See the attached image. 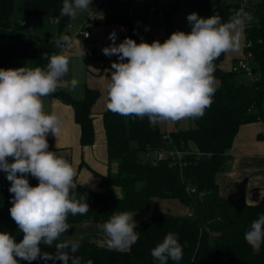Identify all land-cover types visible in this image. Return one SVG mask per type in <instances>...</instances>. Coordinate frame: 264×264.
Here are the masks:
<instances>
[{
	"label": "trees",
	"instance_id": "1",
	"mask_svg": "<svg viewBox=\"0 0 264 264\" xmlns=\"http://www.w3.org/2000/svg\"><path fill=\"white\" fill-rule=\"evenodd\" d=\"M62 4L63 0H27L25 13L34 18H58L57 25L62 33L72 21L70 17L60 16ZM106 4L114 11L108 23L131 28L129 16L120 11L126 9L127 0H107ZM13 11L14 0H0V68L23 67L28 60H34L35 67L45 68L48 63L45 55L50 57L56 50V41L14 30L11 24ZM240 11L252 16L245 28V37L252 43V65L257 73L250 78L244 72L223 70L226 52L222 53L214 61L216 91L212 103L203 116L194 118L193 128L170 132L169 142L164 139L166 133L147 116H122L108 109L104 112L108 159L110 164L117 165V169L115 172L110 169L102 177L99 190L83 186L75 177V197L79 200L86 196L89 211L76 215L69 213L67 223L92 221L101 225L117 212H151V215L137 224L139 239L127 251L81 243L75 253L81 258V264H158L151 256V250L162 243L168 233L178 234V240L184 246L179 264H264V244L259 253L254 254L244 239L251 224L264 214V197L255 205L248 204L244 197L226 198L220 195L217 182L218 173L226 168L228 153L240 128L264 120V0L250 2L246 10L240 3L218 7L212 0H192V13L205 18L219 14L221 23L230 22ZM4 38H10L13 44L2 46ZM130 38L137 43L148 39L133 31ZM88 57L98 58L94 51H90ZM53 95L72 104L76 122L81 127V144L92 145L96 137L92 108L100 92L87 88L85 97L79 101L73 100L62 89H57ZM51 138L49 133L46 137L49 151H52ZM175 147L190 151L185 157V165H173L169 160L154 163L156 150ZM10 186L11 182L0 194V232H7L20 242L23 232L9 213L14 195L9 192ZM192 189L196 191L191 193ZM162 201L191 206L194 216L162 212ZM41 251L53 253L55 246L42 247ZM16 259L19 264H62L60 260L29 262ZM169 264L176 262L169 261Z\"/></svg>",
	"mask_w": 264,
	"mask_h": 264
},
{
	"label": "clouds",
	"instance_id": "2",
	"mask_svg": "<svg viewBox=\"0 0 264 264\" xmlns=\"http://www.w3.org/2000/svg\"><path fill=\"white\" fill-rule=\"evenodd\" d=\"M90 4L91 0H63L59 14L75 18L78 12L90 9ZM246 19L248 14L243 11L227 23H221L219 14L205 18L194 12L187 16L191 31H175L163 43L143 39L137 43L130 37L116 43L117 34L111 32V44L102 51L108 57L116 55L118 60L111 64L114 71L107 85V109L122 116H147L151 123L203 116L216 91L214 61L222 53L239 49ZM68 44V36L56 40L58 47ZM80 51L82 57V48ZM45 58V68H0V170L6 173L11 182L9 192L14 194L10 216L23 232L20 242L0 232V264H19L17 257L29 262L42 259L81 264L75 253L83 236L64 241L60 237L71 227L68 214H85L89 205L86 196L75 197L76 170L72 164L48 150L46 137L51 133L58 138L63 120L54 112L46 113L42 100L62 87L69 58L64 54ZM78 83L71 80L73 91ZM28 174L38 180L37 186L30 185ZM133 216L117 212L98 225L109 249L124 250L138 241ZM244 239L254 254L259 253L264 244V214L251 224ZM41 243L55 246V251L42 252ZM183 247L178 234L168 233L151 250V256L158 264H179Z\"/></svg>",
	"mask_w": 264,
	"mask_h": 264
},
{
	"label": "crops",
	"instance_id": "3",
	"mask_svg": "<svg viewBox=\"0 0 264 264\" xmlns=\"http://www.w3.org/2000/svg\"><path fill=\"white\" fill-rule=\"evenodd\" d=\"M115 1L121 2L123 0ZM138 1L141 2V0H127L126 9L120 10L129 16L132 22L131 28L125 25L107 22L108 18L114 13L108 4H105L108 8V13L93 15L98 0H91L90 9L84 12H78L76 17L72 18L70 25L64 32H60L55 22L57 29L50 36L51 40L56 41L60 36L68 34L70 39L69 47L64 53L69 58V71L62 77L64 84L62 91L77 101L85 97L87 88L100 92V97L92 108V117L96 133L95 142L89 146H83L81 144V127L76 122L75 110L72 104L56 97L53 95L54 93L42 98L44 111L46 113L54 112L63 120V127L58 138L52 135V151H56L72 164L76 170V178L80 184L93 190H99L101 188L100 183L102 177L106 176L110 169L114 172L117 169V165L115 163L110 164L108 159L103 114L107 110V85L110 81L111 72L114 71L111 68V64L113 61H117L118 58L116 55L111 57L104 55L102 49L111 44L109 34L113 31L117 34L116 43H120L125 37H131L132 31L139 37H147L152 40H160V37L162 38L161 33H159L160 30H156L155 28L149 30L145 27L143 28L139 21H133L134 8L138 6ZM190 1L192 5V0ZM180 2L181 0H162V5L167 9L169 6H175ZM150 3L152 2L147 0L145 4L146 10L150 11ZM50 19L52 21L55 20L53 18ZM24 25L26 24L24 23ZM81 26H84V30L90 34L89 38L76 36L75 29ZM241 31V40L244 44V23L241 26ZM80 48L84 52L82 57ZM90 51H94L98 58L88 57ZM231 57L232 55L226 52V57L222 64L223 70L228 71L236 64V59L232 57V60ZM29 64H26V66L35 68V63ZM72 79H76L79 82L74 91L71 89L70 84ZM156 124L160 128L159 123L157 122ZM166 127L165 133L175 132L181 128V123L180 121H166ZM228 155L229 159L226 168L217 175L220 195L226 198L244 197L248 204H258L264 197V120L243 125ZM8 160H11L10 157ZM31 177L30 174L27 175L29 182H36L35 186H37L38 180L36 178L31 180ZM162 202H160V210L163 205L167 207V210H161L162 212L174 215H186L189 212V209L176 202ZM184 212L186 213L183 214ZM145 214L134 213L133 220L136 224L146 219L144 218ZM98 225L100 224L92 221H84L79 224L70 225L71 227L66 230L65 234L61 235L60 241L69 239V237L79 239L83 236L81 243H95L108 248L105 244V233ZM42 247H45V245L41 243L40 248ZM129 248L119 251H127Z\"/></svg>",
	"mask_w": 264,
	"mask_h": 264
},
{
	"label": "rangeland",
	"instance_id": "4",
	"mask_svg": "<svg viewBox=\"0 0 264 264\" xmlns=\"http://www.w3.org/2000/svg\"><path fill=\"white\" fill-rule=\"evenodd\" d=\"M27 0H14V11L11 16V24L12 28L16 31L23 32L26 34H31L33 36H37L40 38H47L50 39L52 32L57 29L55 24V20L52 21L50 17H29L25 13V2ZM213 4L218 7L232 5L239 3L237 0H212ZM136 2V1H135ZM147 0L138 1V6L134 8V17L133 21L137 20L140 22L141 26L147 29L155 28L156 30H160L159 33L162 36L160 37V42L163 43L170 35L175 31H183L185 33H189L191 31V26L187 21V16L192 13V5L190 0H181L179 6L176 8L175 6H169L167 9H164V15L161 17L160 15H154L151 11L145 9V4ZM149 4L152 6L153 1ZM249 2L256 3L257 0H249ZM151 10V7H150ZM132 17V14H131ZM137 18V19H136ZM51 20V21H50ZM20 22H24L26 25H21ZM52 22V23H51ZM79 28L75 29V34L78 33ZM155 40V39H154ZM148 38V43L154 41ZM13 41L10 38H4L1 40V45L6 47L12 45ZM233 58L236 59V64L238 65V59L244 56V44L241 40L240 47L236 51H228ZM229 56V55H228ZM231 57V59H232ZM229 58V60H231ZM233 60V59H232ZM231 60V61H232ZM229 61V62H231ZM34 63L33 60H28L27 64ZM181 123L182 129H190L195 126L194 118H184L179 120ZM161 131L165 132L166 121H159ZM9 183V181H5L4 184ZM31 186H35L36 182L32 183L29 182ZM0 189V194H1ZM170 202V201H169ZM162 203H167L164 201ZM179 204V203H177ZM166 208V209H165ZM187 209L191 210V206H186ZM161 210H167L165 205L161 206ZM184 212L183 214H185ZM151 215V212H147L144 218H147Z\"/></svg>",
	"mask_w": 264,
	"mask_h": 264
},
{
	"label": "built area",
	"instance_id": "5",
	"mask_svg": "<svg viewBox=\"0 0 264 264\" xmlns=\"http://www.w3.org/2000/svg\"><path fill=\"white\" fill-rule=\"evenodd\" d=\"M107 0H98L96 9L93 13V15H98L100 13H108V8L105 6ZM153 5L151 6V13L154 15H160L161 17L164 15V6L162 5V0H152ZM241 7L246 10L249 5V0H237ZM246 12V11H245ZM252 20V16L248 15V19L245 20V28L248 26L249 22ZM56 24L59 23V19H55ZM21 25H24V22L21 23ZM70 28H72L70 26ZM76 36H84L85 38H89L90 34L84 30V26L79 27L78 33H76ZM252 46V43L246 39L245 37V31H244V56L238 60V65L235 64L232 67V70L234 72H244V74L250 78L253 77V65H252V60H253V53L250 51V48ZM69 44L65 45L63 47H58L56 50L52 53L53 54H64L66 50L68 49ZM62 79V78H61ZM64 84H62V87L58 89H62ZM164 139L171 142V136L169 133H166L164 135ZM190 151L180 149L178 147H175L174 149H160L155 151V156H154V163H158L163 160H169L171 164L173 165H179L182 167L185 165V157L188 155ZM11 161H13V158H11ZM35 177H31V180H34ZM7 181L6 179V173L3 170H0V189L1 191H5L7 189V184H4V182ZM189 190V189H188ZM190 191V190H189ZM196 190L192 189L191 193H194ZM201 197V194L199 195ZM188 217H193L194 212L193 209L189 210L187 213Z\"/></svg>",
	"mask_w": 264,
	"mask_h": 264
},
{
	"label": "water",
	"instance_id": "6",
	"mask_svg": "<svg viewBox=\"0 0 264 264\" xmlns=\"http://www.w3.org/2000/svg\"><path fill=\"white\" fill-rule=\"evenodd\" d=\"M65 36H68L69 37V35L67 34V35H65ZM257 73V70H253V74H256Z\"/></svg>",
	"mask_w": 264,
	"mask_h": 264
}]
</instances>
